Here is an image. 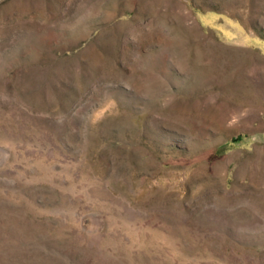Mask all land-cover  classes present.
I'll list each match as a JSON object with an SVG mask.
<instances>
[{
  "label": "rangeland",
  "instance_id": "1",
  "mask_svg": "<svg viewBox=\"0 0 264 264\" xmlns=\"http://www.w3.org/2000/svg\"><path fill=\"white\" fill-rule=\"evenodd\" d=\"M0 264H264V0H0Z\"/></svg>",
  "mask_w": 264,
  "mask_h": 264
}]
</instances>
